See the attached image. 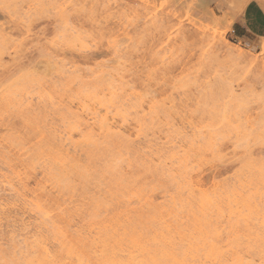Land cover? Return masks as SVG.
Listing matches in <instances>:
<instances>
[{
  "label": "rangeland",
  "instance_id": "1",
  "mask_svg": "<svg viewBox=\"0 0 264 264\" xmlns=\"http://www.w3.org/2000/svg\"><path fill=\"white\" fill-rule=\"evenodd\" d=\"M116 2L0 0V96H10L0 103V172L21 175L69 234L131 210V218L145 221L161 214L183 246L194 243L198 219L204 247L264 250L263 199L255 198L245 223L227 219L217 202L204 214L189 211L182 180L164 171H189L187 180L213 193L214 202L222 191L264 193V0ZM72 5L81 31L49 52L48 34ZM32 78L70 119L81 115L79 89L105 87L126 102L87 143L44 113L36 85L31 95L12 93ZM50 126L62 142L52 140ZM145 139L151 146L166 141L170 150L160 156ZM32 228L17 229L18 236L0 231V264H18Z\"/></svg>",
  "mask_w": 264,
  "mask_h": 264
},
{
  "label": "bare ground",
  "instance_id": "2",
  "mask_svg": "<svg viewBox=\"0 0 264 264\" xmlns=\"http://www.w3.org/2000/svg\"><path fill=\"white\" fill-rule=\"evenodd\" d=\"M112 1L114 5H118L116 4V0ZM69 2L71 4L72 0H69ZM20 15L22 16V13H20ZM20 23L22 22L20 21ZM29 33L30 31H27L26 35L29 36ZM8 48L10 47L8 46ZM57 65L60 66V63ZM40 74L44 75L43 73ZM33 85H36L40 92L39 95L38 92H36L35 95L38 96H36L35 99L36 101H39L44 113L46 112L47 114L48 111L52 112L54 118L65 128V135H72L71 133L73 132L78 133L82 141H87V143L91 140V134L95 131L102 132L107 126L109 114L114 112L115 115H118L115 112V109H117L116 105L123 108L126 102L125 99L123 100V97L122 101H120L111 90L105 87H96L93 91L85 88L79 89L76 93V100L78 101V110L81 112V115H79L80 117L78 116L77 118L70 119L66 113L61 111L62 109L60 106L54 103L53 96L45 94L41 83L33 78L27 81L25 85L15 88L12 93L18 91L20 95H31V91L33 92ZM8 97H10L9 94L7 96H0V103H9L10 101ZM28 98L29 97H25L24 99L28 101ZM134 98L135 97H133V99ZM82 114L86 115V120ZM121 119V122L125 123V118L121 117ZM88 122L90 123L88 124ZM52 123L53 122L50 124L53 125L54 123ZM111 128H113V125L110 129ZM58 132L59 130L56 127L50 126L48 134L51 135L52 140L60 143L63 141V138ZM165 145L166 141L159 146L154 145L155 148L153 151L161 156L163 152H165V149L170 150V148L165 147ZM145 146L148 148L154 147L153 145L151 146V142L148 140L145 141ZM172 148H174V146ZM72 149L74 148L72 147ZM171 157L174 158V155L172 154ZM177 170L178 169H169L167 167L164 171L168 177H179L182 180L180 188L183 187L182 189L186 194L185 204L188 206L189 211H191L192 208H196L201 214H204L209 207L217 202L214 207L219 209V212H221V208L224 207V210L227 211V219L230 220L234 216V218H238V220L245 223L251 218V215L254 212L252 205L256 206L255 198L264 200V193H260L259 190L254 191L252 194H248L244 188H240L241 191L234 190L228 193H225V191L217 193L218 199L214 202L215 195L213 193L209 194L204 191L198 181H192V179L189 181L187 180V173H189V171ZM12 175L14 176L11 177L10 175L0 172V192L8 193V197H0V231H5L7 227H11L12 229L10 228V231L8 229L6 230L8 231V234L15 231L13 234L18 236L16 233L17 229L19 232V229H24L28 226L32 227L33 225L32 230H29L28 237L25 235L28 239V252L25 255L21 253L22 258L19 260L18 264H247L246 260L254 256L256 257L258 264H264V250L251 253V250L242 252L233 249L221 250L215 245H210L209 247L202 246V230L198 223V219L197 228H195L196 236L192 235L194 243L187 246H183L184 243L183 245L181 244L182 240L175 243L177 236L172 230L171 225L163 220L161 214L155 216L152 220L145 221L138 215L135 216V219L131 218V210L120 212L110 218L107 222H100L97 224V228H87L86 230L79 228V226L76 228L74 227L75 229L69 234L67 230H63V228L59 226L58 221L51 219L52 216L44 210L41 200L38 198V194L35 192H29L26 189L24 178L13 172ZM239 223V221H236V224ZM3 227L6 228L3 229ZM71 227L73 226L70 224L68 228ZM14 228H16V230H14ZM4 231L2 232L6 233V231ZM195 238H198L200 244L196 242Z\"/></svg>",
  "mask_w": 264,
  "mask_h": 264
},
{
  "label": "snow or ice",
  "instance_id": "3",
  "mask_svg": "<svg viewBox=\"0 0 264 264\" xmlns=\"http://www.w3.org/2000/svg\"><path fill=\"white\" fill-rule=\"evenodd\" d=\"M77 7V5L70 6L63 17L56 18V22L54 24L55 34L49 32L47 37L48 42L52 46L49 49V52L54 51L55 47L57 46V43L62 39H66L70 34L72 36H75L81 31L79 22L74 18L73 15V9ZM77 43H80V41H77ZM261 103L264 104V92L261 93Z\"/></svg>",
  "mask_w": 264,
  "mask_h": 264
}]
</instances>
